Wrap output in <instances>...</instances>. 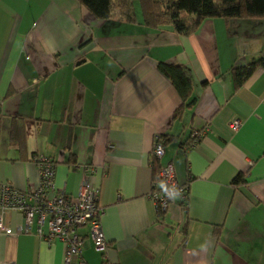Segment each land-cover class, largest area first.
Segmentation results:
<instances>
[{
    "label": "crops",
    "instance_id": "0c3cea01",
    "mask_svg": "<svg viewBox=\"0 0 264 264\" xmlns=\"http://www.w3.org/2000/svg\"><path fill=\"white\" fill-rule=\"evenodd\" d=\"M136 19L100 21L76 0H0V194L39 186L36 154L71 196L91 165L109 249L81 229L88 264H264V71L239 89L231 75L264 57V19H206L191 36ZM160 63L192 83L194 104L177 118L182 100ZM158 137L160 170L189 183L188 203L175 197L162 218L150 199ZM239 174L247 183L235 186ZM25 223L5 215L0 264H66V246Z\"/></svg>",
    "mask_w": 264,
    "mask_h": 264
},
{
    "label": "built area",
    "instance_id": "2783aa9c",
    "mask_svg": "<svg viewBox=\"0 0 264 264\" xmlns=\"http://www.w3.org/2000/svg\"><path fill=\"white\" fill-rule=\"evenodd\" d=\"M243 120H233L229 127L236 131ZM164 142L158 137L154 146V157L160 160L164 156ZM32 161L39 170L40 184L37 188L20 191L10 184H3L0 194V232L8 233L4 224L5 215L11 210H18L25 215V230L30 231L34 222H37V232L45 236L48 243L62 242L66 246V264H88L82 258V248L85 236L81 229H87L95 250L105 255L109 249L101 218L104 209L99 204V189L95 187L89 175L95 172L94 166L81 165L83 179L76 195L71 196L65 190H57L54 186L55 162L46 155H33ZM159 183L154 185L150 199L154 202L158 215L165 213L172 200L179 197L181 189L176 182L174 167L168 164L159 172ZM54 193L50 196V193ZM74 257L78 261L74 262Z\"/></svg>",
    "mask_w": 264,
    "mask_h": 264
},
{
    "label": "trees",
    "instance_id": "16d2710c",
    "mask_svg": "<svg viewBox=\"0 0 264 264\" xmlns=\"http://www.w3.org/2000/svg\"><path fill=\"white\" fill-rule=\"evenodd\" d=\"M95 18L107 21L114 16L126 23H136L134 2L140 3L143 24L150 29L170 28L180 36H191L206 19H264V0H76ZM158 70L171 82L182 100V105L175 112L179 116L183 107L193 106V87L190 79L181 67L174 64L160 63ZM258 70L264 71V57L253 59L241 67L232 68L235 89ZM168 139V138H167ZM154 184L159 183V160L154 157ZM244 174H239L232 182L235 186L245 185ZM181 205L188 203L189 183L179 185ZM153 191V190H152ZM164 213L159 214L162 218Z\"/></svg>",
    "mask_w": 264,
    "mask_h": 264
},
{
    "label": "rangeland",
    "instance_id": "374dc122",
    "mask_svg": "<svg viewBox=\"0 0 264 264\" xmlns=\"http://www.w3.org/2000/svg\"><path fill=\"white\" fill-rule=\"evenodd\" d=\"M135 11H136V14L138 17H141V11L139 9V2L138 1H135Z\"/></svg>",
    "mask_w": 264,
    "mask_h": 264
}]
</instances>
